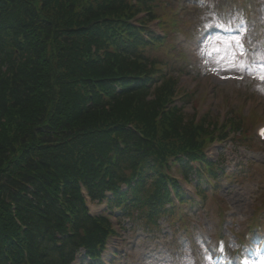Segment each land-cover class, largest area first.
Segmentation results:
<instances>
[{
  "label": "trees",
  "instance_id": "16d2710c",
  "mask_svg": "<svg viewBox=\"0 0 264 264\" xmlns=\"http://www.w3.org/2000/svg\"><path fill=\"white\" fill-rule=\"evenodd\" d=\"M140 2L151 16L163 3ZM138 10L132 0H0V264H71L81 254L102 264L114 230L88 215L83 188L132 225L174 224L169 184L184 192L169 159L206 197L193 170L205 146L224 127L249 129L239 112L221 128L210 114L185 115L175 98L193 93L178 90L177 54L141 36L129 21ZM209 169L217 188L226 172L220 162Z\"/></svg>",
  "mask_w": 264,
  "mask_h": 264
},
{
  "label": "rangeland",
  "instance_id": "374dc122",
  "mask_svg": "<svg viewBox=\"0 0 264 264\" xmlns=\"http://www.w3.org/2000/svg\"><path fill=\"white\" fill-rule=\"evenodd\" d=\"M187 1L189 7L181 14L180 25L189 37L183 40L176 34V42L187 56L185 61L179 54L173 57L175 70L187 69L180 76L181 91L194 92L192 101L182 104L185 115L200 111L215 118L223 116L227 108L229 112L241 106L248 118L253 114L258 117L245 133L255 136V128L264 123V0H246V4L241 0ZM166 5L170 4L156 9L158 15L175 8L174 3ZM233 38L239 40V47ZM164 52L165 47L157 54L163 56ZM186 63L188 68L183 65ZM251 143L252 148L238 147L235 142L211 147L209 154L221 158L233 177L221 181L216 195L209 192L203 208L183 206L190 211L182 223L172 224L163 218L159 229H147L142 222L134 226L123 221L126 229L120 236L124 243H116L113 250L123 249L113 264H236L239 253L251 255L254 264H260L264 230L249 227H256L252 224L255 210L257 216H264L259 211L264 206V145ZM174 174L185 186L180 174ZM217 233H225L226 241H218ZM240 236L248 247L241 245Z\"/></svg>",
  "mask_w": 264,
  "mask_h": 264
},
{
  "label": "snow or ice",
  "instance_id": "6c2138e0",
  "mask_svg": "<svg viewBox=\"0 0 264 264\" xmlns=\"http://www.w3.org/2000/svg\"><path fill=\"white\" fill-rule=\"evenodd\" d=\"M233 41L235 42L236 47L240 46L239 40L237 38H233ZM233 41H230L229 45H231ZM262 134H264V132H262ZM245 264H247V261L245 262ZM260 264H264V257H261Z\"/></svg>",
  "mask_w": 264,
  "mask_h": 264
}]
</instances>
